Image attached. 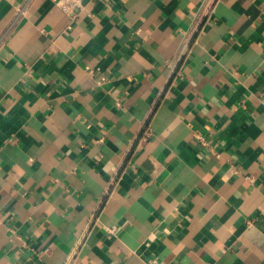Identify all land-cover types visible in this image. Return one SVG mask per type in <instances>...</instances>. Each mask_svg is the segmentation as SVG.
Wrapping results in <instances>:
<instances>
[{
	"label": "crops",
	"instance_id": "1",
	"mask_svg": "<svg viewBox=\"0 0 264 264\" xmlns=\"http://www.w3.org/2000/svg\"><path fill=\"white\" fill-rule=\"evenodd\" d=\"M205 2L25 7L0 45V264L80 239L70 264H264V0Z\"/></svg>",
	"mask_w": 264,
	"mask_h": 264
},
{
	"label": "built area",
	"instance_id": "2",
	"mask_svg": "<svg viewBox=\"0 0 264 264\" xmlns=\"http://www.w3.org/2000/svg\"><path fill=\"white\" fill-rule=\"evenodd\" d=\"M33 0H25V3L22 7L19 8V10L16 13V16L13 20V22L10 24V26L0 35V45L2 44L3 40L7 37V35L9 34V32L11 31V28L13 27V25L17 22V20L21 17V15L23 14L25 7L31 3ZM57 6L60 7V9H62L65 13H67L72 19L76 18L79 13L85 8L86 4L88 2L91 1H95V0H52ZM216 0H206L203 9H202V17L205 20H209L212 18L213 15V11H214V4H215ZM198 137H200V135H198ZM82 242V240L80 239L74 249V251L72 252V254L70 255V257L67 259L66 264H70L74 254L76 252V249L78 248L79 244Z\"/></svg>",
	"mask_w": 264,
	"mask_h": 264
}]
</instances>
